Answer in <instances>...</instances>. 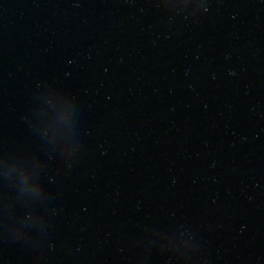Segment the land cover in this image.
<instances>
[{
  "label": "water",
  "instance_id": "water-1",
  "mask_svg": "<svg viewBox=\"0 0 264 264\" xmlns=\"http://www.w3.org/2000/svg\"><path fill=\"white\" fill-rule=\"evenodd\" d=\"M0 264H264V0H0Z\"/></svg>",
  "mask_w": 264,
  "mask_h": 264
}]
</instances>
